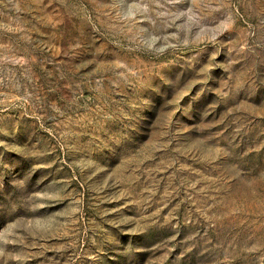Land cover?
Here are the masks:
<instances>
[{
  "label": "rangeland",
  "instance_id": "1",
  "mask_svg": "<svg viewBox=\"0 0 264 264\" xmlns=\"http://www.w3.org/2000/svg\"><path fill=\"white\" fill-rule=\"evenodd\" d=\"M0 264H264V0H0Z\"/></svg>",
  "mask_w": 264,
  "mask_h": 264
}]
</instances>
